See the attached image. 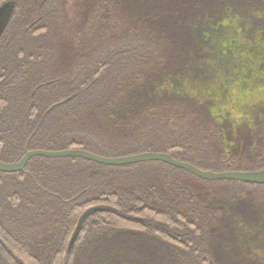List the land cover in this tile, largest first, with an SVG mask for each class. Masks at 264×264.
Here are the masks:
<instances>
[{"label": "trees", "instance_id": "1", "mask_svg": "<svg viewBox=\"0 0 264 264\" xmlns=\"http://www.w3.org/2000/svg\"><path fill=\"white\" fill-rule=\"evenodd\" d=\"M4 2L1 162L19 161L40 124L29 151L167 153L199 169L206 154L215 166H242L239 139L215 122L243 112L214 105L220 93L203 83L221 73L211 56L237 52L240 24L263 0ZM206 183L159 162L32 158L22 173H0V264H223L219 251L243 249L237 239L264 244L262 218L236 220L243 196L264 214V194L230 190L236 219L227 220L225 196Z\"/></svg>", "mask_w": 264, "mask_h": 264}, {"label": "flooded vegetation", "instance_id": "2", "mask_svg": "<svg viewBox=\"0 0 264 264\" xmlns=\"http://www.w3.org/2000/svg\"><path fill=\"white\" fill-rule=\"evenodd\" d=\"M264 1V0H263ZM248 20L240 24L238 29L243 33V39L236 41V51L227 54H217L212 57V64L219 65L220 75L216 72L209 73L206 77V82H202L207 85L210 96L220 93V102L212 98L211 102L214 105L224 104V106L240 109L243 115L237 118H218L215 124L221 130H225L227 126L231 132L232 137L239 139L241 144L240 160L241 167H225L215 166L207 162V159L203 156L201 166L205 171L212 172H227V171H239V172H263L264 171V3L259 5L258 8L252 9ZM11 6L7 2L0 4V36L7 25L10 15ZM212 70V69H211ZM211 72V71H210ZM199 83V81H197ZM197 84V83H196ZM249 141L251 147H246V143ZM224 154H228V149H223ZM227 156V155H226ZM248 162V163H247ZM246 165V166H245ZM212 168V169H211ZM206 184H212L215 190L222 196H225L226 202L220 205V209L223 210L227 220L236 219L235 214H230L227 211V197L230 190L236 189L242 195L250 194H264V183L261 184H247L235 181H206ZM229 184H236L238 187H229ZM212 187V186H211ZM78 199V195L67 200L66 203ZM250 197L243 196L240 200V204L237 208L240 210L239 219L245 221H254L262 218L264 220V214L254 213L255 205L250 201ZM167 231V230H166ZM239 232V231H238ZM261 232V231H259ZM254 231V233H259ZM264 233V230L262 231ZM221 233L228 234V229L222 230ZM240 234H248L245 230ZM168 236L171 238H177L180 240L179 234L173 232ZM171 238V239H172ZM240 241V246L243 248L240 253L234 255L230 251H219V257H225L227 259L226 264H264V244L259 243L258 239L246 240L237 239ZM247 244V247H245ZM72 246V245H71ZM71 246L68 247L71 248ZM239 252V251H238ZM213 264V263H211Z\"/></svg>", "mask_w": 264, "mask_h": 264}, {"label": "water", "instance_id": "3", "mask_svg": "<svg viewBox=\"0 0 264 264\" xmlns=\"http://www.w3.org/2000/svg\"><path fill=\"white\" fill-rule=\"evenodd\" d=\"M68 100H63L53 106H51L46 114L53 111L55 108L65 104ZM40 124H38L33 130L32 134L28 138L21 159L14 163H3L0 161V173L3 174H16L24 172L25 166L28 161L32 158H48V159H63V158H74L85 160L100 166L105 167H125L135 164L148 163V162H159L166 164L172 168H176L187 172L196 178L204 181L214 182V181H235L247 184H261L264 183V171L263 172H239V171H227V172H212L205 171L196 168L185 162H180L175 160L170 154L167 153H156L147 152L140 153L129 156L122 157H104L100 155L93 154L84 150L74 149V150H61V151H45V150H28V144L32 137L37 133ZM92 212L88 210L81 218L80 223ZM78 233V230L73 235L70 245Z\"/></svg>", "mask_w": 264, "mask_h": 264}, {"label": "rangeland", "instance_id": "4", "mask_svg": "<svg viewBox=\"0 0 264 264\" xmlns=\"http://www.w3.org/2000/svg\"><path fill=\"white\" fill-rule=\"evenodd\" d=\"M0 20H2V15L0 16ZM240 111H241V110H240ZM239 115H240V112H239ZM203 150H204V149H203ZM203 150H202V151H203ZM203 156H204L205 158H207V155H206V154H204ZM201 162H202V161H201ZM201 165H202V164H201ZM201 168H202V166H201ZM198 169H199V168H198ZM205 169H210V168H204V170H205ZM211 169H212V168H211ZM201 170H203V168H202ZM232 186H234V187H238V185H236V184H229V187L232 188ZM160 229H161V228H160ZM163 229H166V228H163ZM166 230H167V232H169L170 234H173L172 230H169V229H166ZM171 238H172V237H171ZM171 238H170V239H171ZM176 239H177V238H175V239L172 238V240H176ZM221 259H222L223 261H222ZM220 260L222 261V263L224 262L223 264H225V263L227 262V259H226L225 257H221ZM221 261H220V262H221Z\"/></svg>", "mask_w": 264, "mask_h": 264}]
</instances>
